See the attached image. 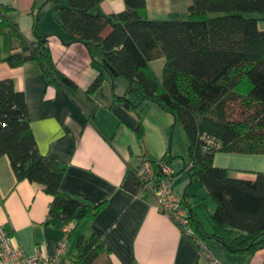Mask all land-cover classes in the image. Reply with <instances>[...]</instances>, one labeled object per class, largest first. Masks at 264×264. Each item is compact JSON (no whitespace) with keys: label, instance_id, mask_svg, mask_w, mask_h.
Returning a JSON list of instances; mask_svg holds the SVG:
<instances>
[{"label":"trees","instance_id":"trees-1","mask_svg":"<svg viewBox=\"0 0 264 264\" xmlns=\"http://www.w3.org/2000/svg\"><path fill=\"white\" fill-rule=\"evenodd\" d=\"M51 1L61 28L83 43L92 61L106 72L95 75L88 93L108 75L119 105L136 111L151 101L172 115L174 127L178 124L184 130L187 160L179 171L172 169L169 180L173 185L181 172L197 177L215 203L210 214L212 230L207 233L188 195L180 198L193 232L186 236L198 251L202 249L198 240L207 249L208 244H216L234 254H253L264 247V171L240 177L213 162L218 151L264 154V28L260 27L264 0H188L184 14L164 19L148 17L146 0H123L124 9L109 14L100 10L102 0ZM12 11L13 7L0 3V29H9L16 48L5 61L17 67L36 60L47 84L76 89V82L56 67L48 36L26 39L11 18ZM158 59L163 61L160 73L153 65ZM119 80L125 83L122 94L115 91ZM134 132L142 146L141 120ZM3 155L16 181L37 183L52 196L51 217L70 226L97 213L100 205L91 206L61 190L64 164L38 149L24 92L11 78L0 79ZM141 156L121 186L133 194L153 197V187L163 176L160 162L170 166L169 157ZM144 160L153 171L148 180L141 168ZM199 204L204 205V199ZM78 208L81 211L75 217ZM76 249L72 263L93 264L106 249L102 231L94 227L87 238L77 240ZM103 264L113 263L107 257Z\"/></svg>","mask_w":264,"mask_h":264},{"label":"crops","instance_id":"crops-1","mask_svg":"<svg viewBox=\"0 0 264 264\" xmlns=\"http://www.w3.org/2000/svg\"><path fill=\"white\" fill-rule=\"evenodd\" d=\"M61 2L66 4L67 0ZM0 3L14 8L10 16L26 39L48 36L56 67L74 80L77 88L47 84L39 63L33 59L11 67L5 58L16 48L7 28L0 29V79L11 78L14 86L24 92L30 128L40 152L64 164L61 190L91 206L100 205L92 218L84 216L67 226L62 219L49 215L52 196L37 183L16 181L9 160L3 155L0 225L7 227L28 255L40 251L52 256L57 243L66 240L60 264L73 262L77 240L87 238L94 227L102 231L106 249L93 264H103L107 257L113 264H211L172 218L159 209L155 198L133 194L121 186L143 153L154 159L166 154L171 169L176 172L182 168L186 152L174 147L172 115L151 101L144 102L136 111L122 107L114 100L108 75L96 90L88 93V84L103 69L92 61L83 43L74 41L61 28L51 0H0ZM187 4L188 0H146V11L152 19H164L184 14ZM124 7L123 0H102L100 10L109 14ZM260 27L264 28V21ZM162 63V59L153 61L157 73ZM124 88L125 83L119 80L115 91L122 94ZM140 120L144 127L142 146L134 132ZM213 162L234 170L233 175L240 177L264 171L263 154L215 153ZM194 180L186 172L179 173L173 180V188L180 186L182 195L177 196L178 190H174L176 196L196 195L191 188ZM201 188L206 206L208 194L202 184ZM191 197L193 212L204 231L210 233L212 226L201 217L200 200L196 203ZM213 204L211 212L214 201ZM207 247L220 264H264V247L253 254L229 253L216 244Z\"/></svg>","mask_w":264,"mask_h":264},{"label":"built area","instance_id":"built-area-1","mask_svg":"<svg viewBox=\"0 0 264 264\" xmlns=\"http://www.w3.org/2000/svg\"><path fill=\"white\" fill-rule=\"evenodd\" d=\"M142 172L145 173L144 180L152 178L153 171L150 162L142 161ZM160 170L162 178L158 180L156 186L153 187V197L159 209L169 215L172 220L181 228L184 229V234H193L188 226L186 210L174 192L172 182L169 180V175L172 171L171 167L166 162H160ZM151 186V182H148ZM69 228L66 227V231ZM203 253L211 264H220L206 246L200 241H197ZM67 248L66 240H60L57 243L56 251L52 256H46L40 251H36L33 255H28L24 252L21 245L15 241L5 225H0V264H60V256ZM77 264V263H71Z\"/></svg>","mask_w":264,"mask_h":264},{"label":"rangeland","instance_id":"rangeland-1","mask_svg":"<svg viewBox=\"0 0 264 264\" xmlns=\"http://www.w3.org/2000/svg\"><path fill=\"white\" fill-rule=\"evenodd\" d=\"M173 131L174 132L172 133V136H173V144H174V147L176 148V150H179V152L180 151L186 152V136H185L184 130L182 129V127L180 125L177 124L174 127V130ZM216 153L222 154V153H238V152L218 151ZM244 154H248V155H261L262 153H244ZM191 188H192V190H194V192L196 191V193H197L196 195H194V193H191L192 194L191 196H194L193 198H194L195 202L197 200H201L202 188H201V183H200V181L198 180L197 177H195L194 183L191 186ZM199 189H200V191H199ZM174 190H178V192H176L177 193V196H181L182 195V191L180 189V186L178 187V185H177V187ZM188 196H189V200L191 199L192 202H193L192 197L190 195H188ZM207 197L208 198H207V201H206L207 202L206 203V206L201 205L200 208L202 207V209H200V211H201V217H202L203 222L205 224H207V225H209V224L211 225L210 214H211V210H212V205H214V204H213V200L210 198V196L207 195ZM194 208H196V205H195Z\"/></svg>","mask_w":264,"mask_h":264},{"label":"water","instance_id":"water-1","mask_svg":"<svg viewBox=\"0 0 264 264\" xmlns=\"http://www.w3.org/2000/svg\"><path fill=\"white\" fill-rule=\"evenodd\" d=\"M80 211H81V208H78L77 211H76V213H75V217L78 216V214H79Z\"/></svg>","mask_w":264,"mask_h":264}]
</instances>
